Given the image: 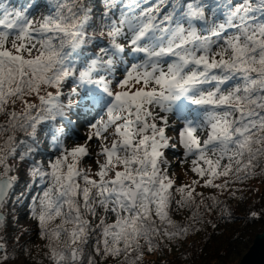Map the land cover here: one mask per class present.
<instances>
[{"label": "snow or ice", "instance_id": "1", "mask_svg": "<svg viewBox=\"0 0 264 264\" xmlns=\"http://www.w3.org/2000/svg\"><path fill=\"white\" fill-rule=\"evenodd\" d=\"M252 181L264 0H0V264H172Z\"/></svg>", "mask_w": 264, "mask_h": 264}, {"label": "trees", "instance_id": "2", "mask_svg": "<svg viewBox=\"0 0 264 264\" xmlns=\"http://www.w3.org/2000/svg\"><path fill=\"white\" fill-rule=\"evenodd\" d=\"M251 184L256 189L248 194V199L244 204L256 203V207L264 206V184L259 181H252ZM234 215L242 217L243 208L233 204ZM215 229L210 226L204 231L190 236L184 247L187 250L186 255L168 257L172 264H216L222 260L224 264L228 263L230 253L241 254L243 248L248 247L256 233L263 229L264 220L257 219L254 222L246 223L243 219L219 220L215 221ZM178 252L181 250L178 249ZM161 260L164 257H160Z\"/></svg>", "mask_w": 264, "mask_h": 264}, {"label": "water", "instance_id": "3", "mask_svg": "<svg viewBox=\"0 0 264 264\" xmlns=\"http://www.w3.org/2000/svg\"><path fill=\"white\" fill-rule=\"evenodd\" d=\"M237 264H264V228L254 235Z\"/></svg>", "mask_w": 264, "mask_h": 264}, {"label": "rangeland", "instance_id": "4", "mask_svg": "<svg viewBox=\"0 0 264 264\" xmlns=\"http://www.w3.org/2000/svg\"><path fill=\"white\" fill-rule=\"evenodd\" d=\"M263 228H264V224H262ZM251 243H249L250 245ZM248 247H245L243 248L241 254L237 255V254H234V253H230V256H229V260H228V263L227 264H237L238 263V260L239 258L241 257V255L247 250ZM216 264H224L222 262V260H218L216 262Z\"/></svg>", "mask_w": 264, "mask_h": 264}]
</instances>
